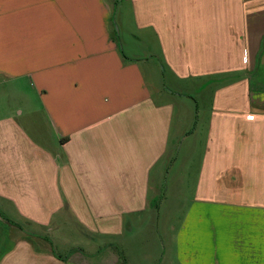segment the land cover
I'll return each instance as SVG.
<instances>
[{
    "label": "crops",
    "instance_id": "0c3cea01",
    "mask_svg": "<svg viewBox=\"0 0 264 264\" xmlns=\"http://www.w3.org/2000/svg\"><path fill=\"white\" fill-rule=\"evenodd\" d=\"M120 1L0 0V264H125L126 232L190 185L177 261L264 264V0H126L159 63L120 44ZM153 67L218 83L193 130ZM61 215L117 245L57 252Z\"/></svg>",
    "mask_w": 264,
    "mask_h": 264
},
{
    "label": "rangeland",
    "instance_id": "374dc122",
    "mask_svg": "<svg viewBox=\"0 0 264 264\" xmlns=\"http://www.w3.org/2000/svg\"><path fill=\"white\" fill-rule=\"evenodd\" d=\"M130 9L131 4L126 0L120 1L116 7L115 20L117 24L115 25V29L120 44H124V48L127 43L134 46L136 56H145L148 54L150 48L154 55L150 54L147 56H152V61L159 63L160 60L156 57V55L159 56L157 41L154 38L150 39L149 37L151 36H148L147 32L135 29L129 16ZM157 69L153 67L154 71L152 70V73L160 77L159 83L175 99L178 113L180 110L184 113L186 127L190 131L193 130L194 125L191 123V120L199 116L203 119L207 114L211 107L213 92L218 83L208 78L196 81L179 80L173 78L165 68L162 67V70L159 72ZM18 84L24 93L30 97L33 96V87L25 79ZM10 90L11 88L7 86L0 88V113L7 107L5 97L12 92ZM33 100L35 101L36 99L33 98ZM202 119L201 121H203ZM191 134L185 135L183 140H181L180 146L182 152L179 161L184 154V146L188 144V139L192 137ZM201 143L202 135L199 138V147ZM201 152L200 149L198 155L196 154L195 157H199ZM177 157L170 163L168 173L176 171L175 169L178 165ZM191 165H189V173L193 172ZM185 189L189 191H186L183 195L175 193V190L173 191L171 188L169 191L164 189L157 199L156 206L153 204L152 209L143 215L142 218L137 219V227L133 229L134 233L126 232L125 238L117 247L121 259L126 261L125 264H180L177 261L175 239L186 211L189 205H191L192 197L191 185ZM0 216L5 218L7 215L1 212ZM51 228L53 230L52 239L57 252L63 253L73 247L81 248L85 251L91 249L84 240V238L88 239L86 232L80 229L78 224H74V220L70 216H58Z\"/></svg>",
    "mask_w": 264,
    "mask_h": 264
},
{
    "label": "trees",
    "instance_id": "16d2710c",
    "mask_svg": "<svg viewBox=\"0 0 264 264\" xmlns=\"http://www.w3.org/2000/svg\"><path fill=\"white\" fill-rule=\"evenodd\" d=\"M24 222H25L26 224H29V221H27L26 219H25ZM18 225H20V224H18ZM20 226H21V225H20ZM22 227H23V226H22ZM79 227H80V229H82V230H84V231L86 232V235H87V236L91 237V238L94 239V240H101L105 246H108V245H110V244H115V245H117L116 237H114V236L100 235V236L97 237L96 235H93V234L87 232V231H86L81 225H79ZM96 238H97V239H96Z\"/></svg>",
    "mask_w": 264,
    "mask_h": 264
}]
</instances>
